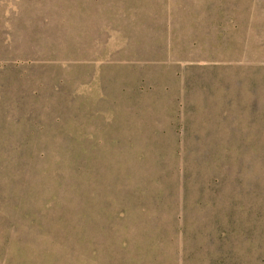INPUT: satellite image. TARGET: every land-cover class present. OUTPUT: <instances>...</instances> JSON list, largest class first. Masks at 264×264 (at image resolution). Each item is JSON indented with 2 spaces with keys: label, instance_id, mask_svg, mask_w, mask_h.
Segmentation results:
<instances>
[{
  "label": "rangeland",
  "instance_id": "obj_1",
  "mask_svg": "<svg viewBox=\"0 0 264 264\" xmlns=\"http://www.w3.org/2000/svg\"><path fill=\"white\" fill-rule=\"evenodd\" d=\"M0 264H264V0H0Z\"/></svg>",
  "mask_w": 264,
  "mask_h": 264
}]
</instances>
